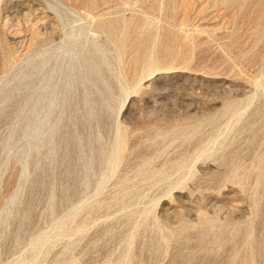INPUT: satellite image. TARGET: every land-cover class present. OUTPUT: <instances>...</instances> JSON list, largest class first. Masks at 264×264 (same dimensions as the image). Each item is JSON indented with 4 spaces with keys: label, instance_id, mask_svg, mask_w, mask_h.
<instances>
[{
    "label": "rangeland",
    "instance_id": "rangeland-1",
    "mask_svg": "<svg viewBox=\"0 0 264 264\" xmlns=\"http://www.w3.org/2000/svg\"><path fill=\"white\" fill-rule=\"evenodd\" d=\"M0 264H264V0H0Z\"/></svg>",
    "mask_w": 264,
    "mask_h": 264
},
{
    "label": "bare ground",
    "instance_id": "bare-ground-1",
    "mask_svg": "<svg viewBox=\"0 0 264 264\" xmlns=\"http://www.w3.org/2000/svg\"><path fill=\"white\" fill-rule=\"evenodd\" d=\"M58 5V4H57ZM53 9V8H52ZM56 11V10H55ZM72 34V33H71ZM93 45L97 46V44L95 42L92 43ZM49 106H51V104L49 103ZM42 123V119H39L38 121H36V124H35V131L39 130L40 128V125ZM41 242V238L38 239L35 244H38Z\"/></svg>",
    "mask_w": 264,
    "mask_h": 264
}]
</instances>
